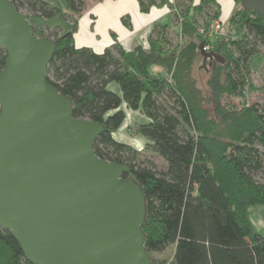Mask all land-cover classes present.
Here are the masks:
<instances>
[{"label": "trees", "instance_id": "16d2710c", "mask_svg": "<svg viewBox=\"0 0 264 264\" xmlns=\"http://www.w3.org/2000/svg\"><path fill=\"white\" fill-rule=\"evenodd\" d=\"M10 1L17 11L45 20L37 27L26 15L36 36L55 44L46 82L71 100L74 118L104 127L93 142L94 154L127 166L129 173L121 178L129 177L140 186L145 198L141 230L151 264H264V234L254 231L247 216L249 206L264 204V103L238 110L222 104L224 95H243L250 57L261 53L264 58L261 16L241 9L236 0L228 18L229 33L209 39L205 33L211 22L220 23L216 0L197 4L194 0H136L140 13L166 6L180 21L185 16L193 29L195 18L204 17L199 42H189L177 52L168 39L171 26L155 23L147 37L148 50L138 46L126 52L115 43L95 53L75 46L77 20L62 28L56 20L52 26L47 24L65 19L59 3L70 16L78 17L85 7L83 0ZM122 23L129 25L125 19ZM233 28L240 31L236 38L230 36ZM202 43H210L212 52L224 60L210 66L209 108L177 76L182 62L189 69ZM5 59L0 49V71ZM149 66L164 69L165 77L149 76ZM111 84L118 86L119 93L109 89ZM123 105L147 117L148 122L139 124L136 132L145 139L146 149L164 162V169L113 137L125 119ZM169 247L168 261L158 263L151 256ZM0 264H30L10 232L2 228Z\"/></svg>", "mask_w": 264, "mask_h": 264}, {"label": "water", "instance_id": "95a60500", "mask_svg": "<svg viewBox=\"0 0 264 264\" xmlns=\"http://www.w3.org/2000/svg\"><path fill=\"white\" fill-rule=\"evenodd\" d=\"M264 21V0H240ZM0 228L30 264H151L141 225L145 198L129 168L101 160L104 127L72 116V102L48 84L53 40L0 0ZM198 52L203 65L223 58Z\"/></svg>", "mask_w": 264, "mask_h": 264}, {"label": "rangeland", "instance_id": "374dc122", "mask_svg": "<svg viewBox=\"0 0 264 264\" xmlns=\"http://www.w3.org/2000/svg\"><path fill=\"white\" fill-rule=\"evenodd\" d=\"M83 1L85 3L84 10L82 11L83 14L89 13L95 6H97L99 3L102 4L103 2V0H83ZM58 6L66 14L65 19L64 20H59V19L48 20L47 24H49L50 26H52L54 23H57L62 28L63 24L70 23L72 20L78 21L80 19V15L78 17L70 16V14H68V12L66 11L63 3H59ZM166 8L168 12L172 14V17L169 20L171 28L168 31V39H169V42L172 44L173 48H176L177 52H179V51H182L181 48H183L189 42H195V43L199 42L200 35L203 34L201 30L203 31V29H205L204 28L205 27L204 17L197 16L195 18V29H193L190 27L188 23H186L185 16H181L182 21H180V19L176 17L177 15L175 16V14L171 13L172 10L169 7H166ZM225 12L226 10L224 8V11L222 12V16H221L222 22L219 23L220 30L218 31L217 34H226V32L229 31V30L227 31L228 25H229L228 16H227V13ZM22 13L27 15V17H29L31 21H33V25L37 27H41V25L44 24L45 22L44 19H41L39 17H34L32 15L28 16L27 12L25 11H22ZM54 20H56V22H54ZM122 21L123 19H121V22ZM212 23L213 22H211V24ZM211 24L209 25V27L213 25ZM230 31H231L230 36L232 38H236L239 36L240 31L238 28H233ZM144 41H145L144 45L141 48L143 50H148L149 49L148 38H146ZM181 57L184 58V54ZM180 63L181 61H179L178 64L181 65ZM182 63L184 64L183 66L184 68L181 67L182 66L181 65L180 71H177L178 80L184 84L186 90H188L189 92L193 91L200 98H202V101H205L204 106L209 108L210 104L207 99L209 96L208 81L211 76L210 66L213 64L208 66L207 65L208 61H206L203 65V59L200 56V54L199 55L197 54V56L193 58V60L189 64L190 66L189 69H186L185 67L187 63H184V62ZM248 64H249L250 72H249V75L246 77V84H245V88L243 91V95L241 97H235L232 95H224L222 98V104L228 110H230L231 108H233L234 110H238L241 108V106H249L255 102L264 103V90L262 89L264 58L261 55V53H256L250 57ZM148 72H149V76H152V77L154 76L155 77L157 76L165 77L166 75L164 69L159 71L157 70V68H155V66H149ZM168 76L170 78L171 73H169ZM109 89L112 91H115L116 93H119V88H117L115 84H111L109 86ZM124 114H125V120L120 130L116 132L117 138L121 139L122 141H126V140L129 142L131 141L134 148L140 152L142 159L148 160L157 169H160V170L164 169L165 168L164 162L158 156H156L153 151L146 149L145 139H143L136 132L137 126L139 125V123L141 122V119L145 115L141 113L140 111H135V113H131L129 109H127L126 107L124 108ZM259 210H263L261 217L264 218V204L249 206L247 208V214H248L247 216L250 218L253 224L254 231L257 234L263 235L264 234V219L261 220V223L263 225L262 224L259 225V219H260V217H258ZM171 255H172V247H169L164 252L151 254L153 259L158 263L168 261L171 258Z\"/></svg>", "mask_w": 264, "mask_h": 264}, {"label": "crops", "instance_id": "0c3cea01", "mask_svg": "<svg viewBox=\"0 0 264 264\" xmlns=\"http://www.w3.org/2000/svg\"><path fill=\"white\" fill-rule=\"evenodd\" d=\"M198 1L194 0V4H197ZM216 2L220 6L219 21L222 22L221 16L224 8L229 18L236 0H216ZM171 17L165 6L161 8L153 7L148 13L143 14L139 12L136 0H103L102 4L99 3L89 13L80 14V19L77 21V30L73 35L74 43L78 48L87 47L95 53H101L106 47L117 43L126 52H129L138 46L143 47L144 40L148 37L155 23L170 25L169 20ZM121 19H125L129 25H124ZM155 68L159 71L162 70L158 66H155ZM116 87L118 88L117 85ZM124 108L123 105L122 109L124 110ZM129 111L135 113V111ZM146 122H148V119L143 116L139 124ZM116 132L113 133L116 140L134 148L131 141H122L117 138ZM262 211H258L259 225L262 224L261 220L264 219L261 217ZM250 223L253 227L251 220Z\"/></svg>", "mask_w": 264, "mask_h": 264}, {"label": "built area", "instance_id": "2783aa9c", "mask_svg": "<svg viewBox=\"0 0 264 264\" xmlns=\"http://www.w3.org/2000/svg\"><path fill=\"white\" fill-rule=\"evenodd\" d=\"M213 24V25H212ZM211 25L212 26H210L209 27V30H208V32L206 33V36L210 39V38H212L213 37V35H215V34H217L218 33V31L220 30V24H219V22L218 21H213V23H212ZM213 29V30H212ZM201 32L203 33V31L201 30ZM202 51L203 52H206V53H209V52H212L213 51V47H212V45L210 44V43H202Z\"/></svg>", "mask_w": 264, "mask_h": 264}, {"label": "bare ground", "instance_id": "6f19581e", "mask_svg": "<svg viewBox=\"0 0 264 264\" xmlns=\"http://www.w3.org/2000/svg\"><path fill=\"white\" fill-rule=\"evenodd\" d=\"M82 39V38H81Z\"/></svg>", "mask_w": 264, "mask_h": 264}]
</instances>
